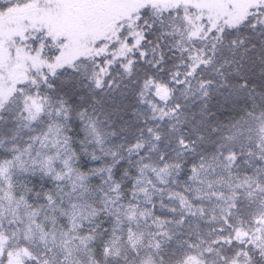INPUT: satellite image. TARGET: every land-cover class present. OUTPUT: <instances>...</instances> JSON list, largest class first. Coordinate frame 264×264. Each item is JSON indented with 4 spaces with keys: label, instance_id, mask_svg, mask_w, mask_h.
Wrapping results in <instances>:
<instances>
[{
    "label": "snow or ice",
    "instance_id": "obj_1",
    "mask_svg": "<svg viewBox=\"0 0 264 264\" xmlns=\"http://www.w3.org/2000/svg\"><path fill=\"white\" fill-rule=\"evenodd\" d=\"M0 264H264V0H0Z\"/></svg>",
    "mask_w": 264,
    "mask_h": 264
}]
</instances>
